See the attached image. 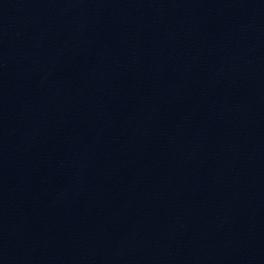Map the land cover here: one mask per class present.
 Here are the masks:
<instances>
[{"label": "water", "instance_id": "1", "mask_svg": "<svg viewBox=\"0 0 264 264\" xmlns=\"http://www.w3.org/2000/svg\"><path fill=\"white\" fill-rule=\"evenodd\" d=\"M0 264H264V0H0Z\"/></svg>", "mask_w": 264, "mask_h": 264}]
</instances>
